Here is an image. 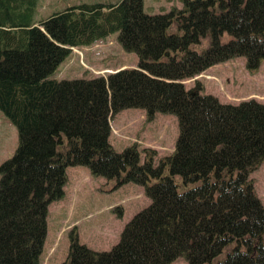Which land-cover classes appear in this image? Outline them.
<instances>
[{
	"label": "trees",
	"instance_id": "obj_1",
	"mask_svg": "<svg viewBox=\"0 0 264 264\" xmlns=\"http://www.w3.org/2000/svg\"><path fill=\"white\" fill-rule=\"evenodd\" d=\"M150 14L145 0L82 2L35 21L38 0H0V109L18 129L0 165V264H42L49 207L65 197L68 168L142 186L151 200L110 251L69 233L64 264H264V205L251 174L264 163V102L224 103L193 79L246 57L264 61V0H182ZM119 32L136 67L107 76L57 79L72 53ZM142 108L178 118L172 155L156 162L110 142L111 118ZM119 218L123 210L117 208Z\"/></svg>",
	"mask_w": 264,
	"mask_h": 264
},
{
	"label": "rangeland",
	"instance_id": "obj_2",
	"mask_svg": "<svg viewBox=\"0 0 264 264\" xmlns=\"http://www.w3.org/2000/svg\"><path fill=\"white\" fill-rule=\"evenodd\" d=\"M120 0H40L38 19H46L65 8L87 3H118ZM145 11L150 14L168 12L183 7L182 0H145ZM119 32L90 46L76 47L52 74L54 78H93L107 76L124 68L138 65L139 56L126 51L118 40ZM200 81L206 93L224 103L239 104L255 99L264 102V61L256 72L246 67V57L240 56L216 64L193 79L185 80L188 89ZM179 136L178 118L174 114L157 112L148 119L145 109L127 108L111 118L110 141L118 152L137 145L142 153L151 149L157 152L156 162L174 153ZM19 144L16 125L0 109V165L12 158ZM71 184L65 187V197L49 207L48 235L42 254V264H64L69 255V233L77 228L80 242L95 251H110L116 246L125 226L133 217L149 207L151 200L142 186L130 183L114 189L116 181L94 177L87 167H70ZM89 174V175H88ZM77 178V181L75 180ZM250 178L264 205V163ZM1 180V177H0ZM74 180L77 185L74 186ZM74 186V187H73ZM76 190V191H75ZM117 208L123 210L119 218ZM173 264H188L180 258Z\"/></svg>",
	"mask_w": 264,
	"mask_h": 264
},
{
	"label": "crops",
	"instance_id": "obj_3",
	"mask_svg": "<svg viewBox=\"0 0 264 264\" xmlns=\"http://www.w3.org/2000/svg\"><path fill=\"white\" fill-rule=\"evenodd\" d=\"M39 1L40 0H38V4H39ZM38 6V5H37ZM34 19H35V21H39V19H38V15H37V8H36V11H35V15H34ZM79 47H81V46H79ZM86 47V46H85ZM64 62V61H63ZM125 110V109H124ZM124 110H122V111H124ZM120 113V112H119ZM146 113H147V111H146ZM111 137V136H110ZM111 142V141H110ZM111 144L113 145V143L111 142ZM114 146V145H113ZM68 171H69V169H68ZM91 173V172H90ZM89 175V174H88ZM76 181H77V178L75 179ZM75 180H74V186H76L77 185V182H75ZM71 184V178H70V175L68 174V183H67V185H66V188H68V186ZM73 186V187H74ZM76 191V190H75Z\"/></svg>",
	"mask_w": 264,
	"mask_h": 264
}]
</instances>
